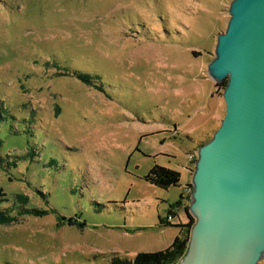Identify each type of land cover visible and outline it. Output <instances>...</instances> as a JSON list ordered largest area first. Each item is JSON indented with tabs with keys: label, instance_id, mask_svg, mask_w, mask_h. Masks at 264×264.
<instances>
[{
	"label": "rangeland",
	"instance_id": "obj_1",
	"mask_svg": "<svg viewBox=\"0 0 264 264\" xmlns=\"http://www.w3.org/2000/svg\"><path fill=\"white\" fill-rule=\"evenodd\" d=\"M231 1L0 0L1 153H30L25 131L37 133L35 160L0 168V188L49 211L0 224V264H110L169 247L176 231L158 216L225 113L207 65ZM154 164L181 185L146 182Z\"/></svg>",
	"mask_w": 264,
	"mask_h": 264
},
{
	"label": "water",
	"instance_id": "obj_2",
	"mask_svg": "<svg viewBox=\"0 0 264 264\" xmlns=\"http://www.w3.org/2000/svg\"><path fill=\"white\" fill-rule=\"evenodd\" d=\"M207 73L226 81L225 113L198 147L189 212L195 218L176 264H258L264 259V0H232Z\"/></svg>",
	"mask_w": 264,
	"mask_h": 264
},
{
	"label": "trees",
	"instance_id": "obj_3",
	"mask_svg": "<svg viewBox=\"0 0 264 264\" xmlns=\"http://www.w3.org/2000/svg\"><path fill=\"white\" fill-rule=\"evenodd\" d=\"M75 75L87 82L92 77L83 73H75ZM219 85V84H218ZM222 86L226 87V81L222 83ZM218 93L219 90H216ZM2 105H0V125L6 121L7 111L2 109ZM17 131V130H16ZM30 134V139H28V145L30 146V153L22 155H14L13 160H11L10 155L2 154L0 150V168L4 170H10L11 168L18 169L19 160L25 158L26 156L31 157L32 161L35 160V156L37 155V149L30 144L31 139L35 137L36 132L25 131ZM209 140V139H208ZM207 140V141H208ZM207 141H202L198 145L201 146ZM4 145L3 138L0 137V149ZM190 152V151H189ZM188 152V153H189ZM187 155V154H186ZM20 178V177H18ZM15 179V178H14ZM21 179V178H20ZM143 179L155 185L156 187L164 190H168L173 186L181 185V173L178 170L165 167L159 164H154L147 174L143 177ZM10 180L12 178L10 177ZM185 184V183H184ZM187 188L190 189V193L192 192L191 182H186ZM183 186V184H182ZM191 195V194H190ZM31 197L28 194L23 193V191L16 193L15 196L9 198L3 189L0 188V224H10L19 220L20 217L25 215H33V216H43L49 213L48 210H40L35 207H31L30 204ZM189 202L190 197L186 199L183 191L180 193L179 197L170 205L168 210V214H171L172 209H176L178 211H182L184 213L185 222H179L177 224H172L171 220L168 217L158 216V224L160 226H175L178 228V233L174 237L172 243L164 250L157 252H141L137 253L133 259H123L117 256H114L110 260V264H176L179 260L185 255L189 239L191 228L195 223V218L189 212ZM175 216L178 213L174 212ZM167 214V215H168ZM177 217V216H176ZM68 224H73V218L67 220Z\"/></svg>",
	"mask_w": 264,
	"mask_h": 264
},
{
	"label": "crops",
	"instance_id": "obj_4",
	"mask_svg": "<svg viewBox=\"0 0 264 264\" xmlns=\"http://www.w3.org/2000/svg\"><path fill=\"white\" fill-rule=\"evenodd\" d=\"M220 105L221 104H219V102H217L215 105H214V107H213V110H215L216 111V113L213 115V116H211V117H209L208 119H210V122L211 121H214V120H219V117H220V114H221V109H220ZM176 170V169H175ZM180 172V171H179ZM186 172H187V174H188V176H189V171L186 169ZM187 182V179L184 181V183H186ZM162 190H164V189H162ZM169 190V189H168ZM182 192V191H181ZM175 201V200H174ZM173 201V202H174ZM172 202V203H173ZM170 208V207H169ZM169 208L168 209H166L165 210V212L163 213V214H159V216H161V217H166L167 216V214H168V210H169ZM176 218V217H175ZM175 218H173L172 219V221H171V223L172 224H175V223H177L174 219ZM179 220H178V222H182V223H184L185 222V219H182L181 218V215H179L178 217H177ZM161 227H166V226H161ZM169 227H171V228H174L175 229V236L177 235V233H178V228L177 227H175V226H169Z\"/></svg>",
	"mask_w": 264,
	"mask_h": 264
},
{
	"label": "built area",
	"instance_id": "obj_5",
	"mask_svg": "<svg viewBox=\"0 0 264 264\" xmlns=\"http://www.w3.org/2000/svg\"><path fill=\"white\" fill-rule=\"evenodd\" d=\"M196 157H197V151L196 149L193 151H190L189 153H187L186 155V159H187V164L185 165V168L189 171V172H193L194 166H195V161H196ZM183 188V193L186 197V199H188L190 197V189L187 188L186 183L183 184L182 186ZM192 190V188H191ZM169 216V217H168ZM168 219L171 220V215H167Z\"/></svg>",
	"mask_w": 264,
	"mask_h": 264
},
{
	"label": "flooded vegetation",
	"instance_id": "obj_6",
	"mask_svg": "<svg viewBox=\"0 0 264 264\" xmlns=\"http://www.w3.org/2000/svg\"><path fill=\"white\" fill-rule=\"evenodd\" d=\"M175 211L178 212V213L176 214L177 217L180 215V212H181V211H178V210H176V209H172V210H171V214H169V215H171V218H172V219L176 217V216H175V213H174Z\"/></svg>",
	"mask_w": 264,
	"mask_h": 264
},
{
	"label": "clouds",
	"instance_id": "obj_7",
	"mask_svg": "<svg viewBox=\"0 0 264 264\" xmlns=\"http://www.w3.org/2000/svg\"><path fill=\"white\" fill-rule=\"evenodd\" d=\"M197 151V150H196ZM191 182V181H190Z\"/></svg>",
	"mask_w": 264,
	"mask_h": 264
}]
</instances>
